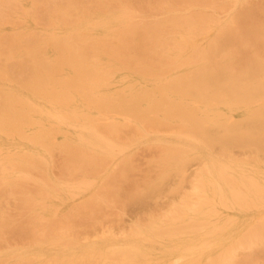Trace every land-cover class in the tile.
<instances>
[{
  "label": "bare ground",
  "instance_id": "6f19581e",
  "mask_svg": "<svg viewBox=\"0 0 264 264\" xmlns=\"http://www.w3.org/2000/svg\"><path fill=\"white\" fill-rule=\"evenodd\" d=\"M142 2L0 0V130L10 133L14 128L30 130L32 141L47 150L60 148L70 154L69 158L73 154L72 163L79 162L80 157H93L87 159L90 161L98 155L103 162H110L133 145L121 143L120 124L108 122L122 116L138 125L135 134L139 138L163 146L169 158L163 157L169 160L173 154L177 156L179 175L188 170L193 160L203 162L201 170L191 173L192 201H180V209L170 211L163 218H151L145 227L135 224L130 233L120 237L115 236L117 232L105 235L106 229L102 237L86 241L81 238L67 242L65 236L51 234L39 242L29 236L35 241L23 247L1 239V263L264 264V250L257 247L264 245V178L261 176L264 165L258 157L251 156L264 152V73H246L247 69L264 71V59L245 58V51L234 45L236 34H245L241 27L244 21L250 26L253 23L250 21H257L258 8H253L257 4L255 0H176L173 6L165 3L164 11L162 6L155 9L157 4L147 7L148 1ZM147 8L153 12L152 19ZM30 22L35 28H30ZM256 26L249 29L255 28L252 33L262 35L261 27ZM98 30H102L100 35ZM253 48L250 56L257 54L258 50ZM123 71L128 73L122 75ZM125 78H130L127 81L130 87L122 91L116 86L117 80ZM83 107L93 109L96 115L86 113ZM235 112L238 117L233 119ZM150 114L155 116L153 121L146 118ZM35 115L49 122V127L36 122ZM55 122L77 127V138L57 143L58 129L52 125ZM163 126L171 137L161 133ZM124 128L125 124L120 132H125ZM138 136L135 135V141ZM236 148L246 150L252 158L240 159L235 155ZM32 158L27 161L29 165L49 166L42 159ZM95 160L88 162L95 166L101 159L95 157ZM16 171L21 172L17 163L5 160L0 165V184L18 185L20 179L11 175ZM51 181L54 187L42 184L44 198L37 208L32 195L26 193L28 199L22 198L30 205L35 204V213H45L48 218L55 217L54 210L64 203L56 192L57 186L72 195L84 194V190L92 188L87 180L81 184ZM155 186L153 190L157 183ZM149 192L152 196L153 192ZM141 195L139 198L144 199L145 195ZM148 198L141 201L148 202ZM93 199L95 196L88 200ZM89 203L86 207L91 206ZM80 214L83 213L76 214L79 219ZM5 218L8 219L6 215ZM63 221L59 225L64 226ZM57 225L54 227L59 229ZM19 228L16 226L15 232ZM24 228L25 232L27 227ZM256 247L261 253H247Z\"/></svg>",
  "mask_w": 264,
  "mask_h": 264
},
{
  "label": "rangeland",
  "instance_id": "374dc122",
  "mask_svg": "<svg viewBox=\"0 0 264 264\" xmlns=\"http://www.w3.org/2000/svg\"><path fill=\"white\" fill-rule=\"evenodd\" d=\"M142 1H144V0H141V2ZM146 1H148L147 3H149V4H145L148 7V5H150L151 2L154 0H150V2H149V0H145V2ZM156 1H158V2H156ZM156 1H154L151 5L157 4L155 6V9H157L159 6L160 7L162 6L161 8H163L164 11H165L167 4H170L171 6H173V4L176 2V0H156ZM257 1L255 0L257 5L253 6V8H256V9L258 8L257 9V11L259 13V14H257L258 15L257 16L258 22L256 20L255 21L257 23L254 20L250 21V24H251V22H253L251 24V26L249 25L248 21H244V23L242 22L243 23V25H241L242 32L243 33L245 32L246 35L245 34H242V35L236 34L235 40H234L235 41L234 45L236 48L238 47L240 49H243V51H245L244 52L245 58L249 57L252 59L254 57L256 59L261 60V58L264 59V39L262 40V38H260V37L264 38V36H263L264 28L262 29V27L264 26V17H263L264 12L261 14V11L264 10V0H257ZM134 2H136V1H134ZM142 3H144V2H142ZM165 3H167V4H165ZM134 4L137 5V7H140V5L137 2ZM258 4H260V9L262 8V10L260 12H259V7H258L259 5ZM147 11H149V16L152 15L149 19H152L154 16H153V12H151V8H147ZM154 12H156V11H154ZM258 23H260V24H258ZM28 25H31V27H30L31 29L35 28V25L33 22H30ZM256 25L261 27V30L259 33L262 34V32H263L262 35L259 34L260 36L258 35V33H256V34L252 33V31L253 32L255 31L254 30L255 28L249 29L250 27H255ZM8 28H10V26H8ZM100 33H102V30L97 31V34L100 35ZM250 36H251V38H248ZM252 38H253V41H252ZM243 39L245 41H243ZM250 39L252 42H250ZM247 42H249V43H247ZM253 42L256 43V45L259 48L257 46H255V44ZM261 46H263V47H261ZM251 47L256 51L257 50L259 51L261 49H263V50H261L259 52L257 51L256 55L251 54V56H250L249 53H250V49H252ZM261 53H262V55H261ZM259 54L262 57L259 56ZM247 70H246V73L252 74V75L258 73L259 71H260L259 72L260 74L262 72L264 73V71H262L261 69L260 70L257 69V71H255L256 69H254V70H252L253 72H251V69L250 70L247 69ZM127 73H128L127 71H123L122 75H126ZM242 73H245V71L242 70ZM129 79L130 78L118 79L117 85H116L117 88L121 89L122 91H125V90L127 91V89L130 87L127 85V81ZM74 105L79 106L78 103H76ZM80 108L82 109V107H80ZM83 110H86L87 111L86 113H89L91 115H96V111H94L93 109L87 110L86 108L83 107ZM53 111H55V110H53ZM237 117H238V113L235 112L232 118L236 119ZM146 118L152 119V121H153L155 119V116L150 114ZM126 119L127 118H124L122 116H115L114 118L109 119L108 122L120 124L121 127H122V125L124 126V124H125V127H126V128H124L125 132H120L121 127L118 128V130H119L118 135L119 136L121 135L120 136L121 140L119 139V136H118V139L121 143H125L127 145L133 143V145L130 146L123 153H120L117 158H113V159L111 158L110 162L107 161L108 163L106 161L103 162L101 155H100V157H99V155L94 156V159H91L90 161L87 159H90L93 157H90V158L87 157L86 158L83 155L85 157V159L80 157V158H78V159H80L79 162H77L78 161L77 160L78 156H77V157H75L76 158L75 162H77V163H72V160H74L73 154H71V157H73V159H71V157L70 158L68 157V156H70V154L66 151H63L60 148H54L53 150L52 149L47 150L45 147H43V146L32 141V131H30V130H26L23 132V130L21 128L19 130L17 128H14L11 133L10 132H4V131L0 130V165L5 160L15 161V163H17V166L21 168V172L16 171L14 174H11V175H14L15 177L20 179L18 185L13 184L11 186H7V185L0 184V231L1 232L4 231V232H2L3 235H2V233H0L2 235V236H0V242H2L1 239H5L9 242V244H11L13 246L23 247V246L31 245L35 240H37L39 242L44 241L45 237H48L51 234L59 235V236H63V237L65 236V238L67 239L66 240L67 242H68V240H73V241L77 240L78 241L81 238H83V241H86L87 238L89 240H93L96 237L101 236L104 233L105 229L107 230L105 235H109L110 233L115 234V232H117L115 234V236L120 237V236H123L122 234H127L128 232L130 233L133 230V227L140 224V223L142 225L144 224L142 227H145L149 223L151 218H153V217L154 218H163V217H165V214L166 215L169 214L170 211L172 212V210H174V209H178V208L180 209V207H181L180 201L181 202H183V200L192 201L191 198H192V194H193L192 190H193V183H194L193 181L194 180L191 176V173L193 171L198 170V169L201 170V168H203V162L197 161V160L194 162V160H193L192 163L190 164L191 166L189 165L190 167L189 166L187 167L188 170L186 169L185 170L186 172L182 171V174L180 172V175H179L177 156L175 154H173L174 156L170 155L171 159L168 160L167 158H169V156H167L165 154L163 146H161V145H160V147L157 146V144L153 140L145 142L141 138V136L139 138L138 134H135V133H137L136 132L137 130L135 127H137L138 125L133 122L135 124V126H134V124L132 122L129 123V121ZM149 119H148V121H149ZM34 120L36 122H39L42 124L44 123V125L47 128L49 127V122L44 121L42 118L39 117V115H35ZM149 122H151V121H149ZM52 125H53V127H56L58 129V131L55 134V140L57 143H59V144L63 143L66 138H69V139H76L77 138V134H76L78 131L77 127L74 128L70 125L59 124L57 122H55ZM118 127H119V125H118ZM163 127L164 128H161V130L163 129L162 131H164V132H161V133L165 134L166 136H170V132H168L169 130L165 126H163ZM169 129H171V128H169ZM20 130L22 132H20ZM166 130H168V131H166ZM167 132H168V134H167ZM135 135L138 136L136 138L137 139L136 141L134 140ZM131 138L134 140V142H133V140H131ZM151 143H152V145H150ZM156 146L159 148H157ZM161 148H162V150L160 151L159 149H161ZM234 151H235V155L237 157H239L240 159L250 160V158H248V157L253 156V157H255V159L258 157L259 162L262 165H264V152L263 151L258 152L257 156H256V154L255 155L252 154L251 156H249L250 155L249 152L246 153V150L244 151L243 149H240V151H239V148H238V150H237V148L234 149ZM64 154L67 155V157ZM163 156H165L167 158H165ZM32 157L42 159L49 166H46L45 164H42V163L38 164V165H36V164L29 165V163H27V161H30L31 159H33ZM95 157L96 158L98 157V159L100 158L101 160L100 161L97 160L98 162H96V164H94L95 166H93L91 164L93 166L92 167L89 162H91L92 160H93V162L96 161ZM67 158L70 159L71 162L67 161L68 160ZM161 158H163V159H161ZM129 159L131 161H127ZM158 159L161 161H158ZM165 159H167V160H165ZM255 159H253V160H255ZM162 160H164V161L162 162ZM86 162L88 164H85ZM97 163H103V164L101 165V164H97ZM121 163L123 164L122 166H121ZM157 163H159L160 165H162V164L163 165L160 167V166H158ZM174 164L176 166H173ZM88 165H90L91 168H89ZM167 165H168V167H167ZM86 166L89 170H91L92 168H94V170H91V172H89V170L86 168ZM128 166H130V167H128ZM8 167H9V165H8ZM159 167H160V169H159ZM125 168H126V170H125ZM250 169L252 171H256V168L254 166H251ZM172 170L175 172H177V171L178 172L172 174L173 173ZM168 172L172 175L167 174ZM186 173H187V175H186ZM50 176L52 177L51 180H57V182H62V184H69V183L70 184H81V181L87 180V182L91 183L92 188L90 190H88V189L84 190L85 191L84 194L72 195L67 190L61 191V189L57 186L56 192H58V194H61L59 199L62 198V201L64 203H62L61 207L54 210L55 217L48 218L47 214H45V213H42V214L35 213L36 211H35L34 205L36 204V208H37L38 204H40V205L42 204L41 202L44 198V192L42 189L43 188L42 184L44 182L46 184H48L49 186L54 187L53 182L51 180H49ZM261 176L263 179L264 173H261ZM165 178H168V180H165ZM22 181H25V182L22 183ZM158 181H159V183H158ZM155 183H157V188H155V190H153ZM162 183H164V185L161 186ZM106 184H107V188L110 189V191H111V189H114L115 192H113V190H112L111 193H107L110 191L106 188ZM151 185H152V189H151ZM178 186H179V188H178ZM17 187H18V189H17ZM158 187L160 188L159 193L157 191ZM12 188L14 190H12ZM106 189H107V192L105 191ZM15 190H19V191L14 192ZM144 191H147V192H144ZM149 191L153 192L152 193L153 198H151V199H150V197H152V196H151V193ZM156 191H157V194L155 193ZM134 192H139L140 193L139 196L141 194L145 195V193H149L150 195L148 196L149 197L148 198L147 194H146L144 196V199H141V198H143V196L141 195V198H139V196H135L138 193L134 194ZM182 192H184L186 195ZM187 192L189 193V195ZM2 193H3V195H2ZM26 193H29L30 195L33 196L32 198H34V201H35L34 205L33 204L30 205V203L28 201L22 200L23 197H24L23 199H28L29 195H26ZM132 194L134 195L133 196L134 198L132 197ZM24 195H26V196H24ZM89 195L91 196V198H93V196H95L96 199L88 200V199H90ZM103 196L106 198H104ZM131 197H132V199H131ZM137 198L140 200L139 204L142 203L143 207L141 205L139 207ZM147 198L149 199V201L148 202L146 201L144 203L143 201L147 200ZM134 199L135 200L137 199L135 201V203L133 202ZM87 200L90 202H93L92 204H95V203H97L96 201H99L97 204H95L96 209H95V206L92 205L91 203H89ZM141 200H143V201H141ZM21 201L23 202L24 205L21 204ZM67 201H69V202H67ZM83 201H86L85 204ZM100 201H102V202H100ZM86 203H89L88 205H91V206L87 205L88 207H90L89 209H88V207H86ZM146 203H149V205H147L148 209H147V206H145ZM173 204H175L174 207L172 206ZM81 205H83V206H81ZM33 207H34V209H33ZM80 207H82V208H80ZM83 207L86 208V211H84L85 209ZM146 209H147V211H146ZM156 210H159V212H161V211L165 212V213H162L164 216L160 213L158 214V213L154 212ZM168 210H169V212H168ZM88 211L90 212L89 214H87ZM150 211H152L153 214ZM77 212L83 213L82 216L80 214V219L84 218L85 221L84 220L81 221L78 218L79 216L76 215ZM73 213L77 217L74 216ZM154 213L157 215L155 216ZM84 214L85 215L87 214V216L83 217ZM139 214H140V216L142 215V217H139ZM5 215L8 217V219L10 218V220L6 219ZM93 215H94V217H93ZM143 215L146 216L145 219H147V220L143 219V217H144ZM159 215H162V216H159ZM136 218H137V220H136ZM139 218L142 219L144 222L142 220H140ZM3 219H5V221ZM26 219H27V221H25V223H23L24 220H26ZM87 219H89V220H87ZM6 220L9 221V223L6 222ZM54 220H55V222H54ZM61 220L65 221V222L63 221L65 223V224H63L64 226H62V224L59 225ZM83 221L85 223H83ZM120 221L122 224L120 223ZM49 222L51 224H49ZM86 222H89V223H86ZM14 223L16 225H14ZM131 223H132V225H131ZM74 224H76L77 229H76V226ZM18 225L20 228L23 226L22 230L18 227ZM43 225L46 227V228H44V230H43V227H44ZM47 225H49V226L47 227ZM55 225H57L56 227L60 226L59 229L55 228L54 227ZM65 225L67 228L65 227ZM119 225L120 226L123 225V228L120 227ZM127 225H129V227ZM16 226H17V228L20 229V231L15 232ZM13 227H15V228H13ZM24 227L28 228V229L26 228L25 232L23 231ZM114 227H116L118 229L115 230ZM25 228H24V230H25ZM50 228H53V230ZM129 228H131V229H129ZM12 229H15V230H12ZM48 229H50V231H48ZM119 229L120 230L122 229V230L119 231ZM27 230H29V231H27ZM113 230H114V232H112ZM21 231L24 232L25 236H24L23 232H21ZM122 231H125V232L122 233ZM20 232L22 235L20 234ZM44 232L45 233L48 232L49 235H46L47 233L45 234ZM15 233L16 234L18 233L19 235L17 234L18 236H16ZM68 233L70 235H67ZM3 236L5 238H3ZM29 236L35 238V240L32 242L33 239L30 238ZM257 247H258L259 251L261 250L263 252L264 245H260ZM257 247L251 251L248 250L247 253L248 254L250 253L252 255L253 254L256 255V254L261 253L258 250H255V249H257ZM21 263H23V262H21ZM0 264H3V263L0 262ZM13 264H17V263H13Z\"/></svg>",
  "mask_w": 264,
  "mask_h": 264
}]
</instances>
